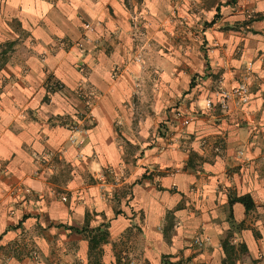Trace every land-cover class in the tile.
I'll return each instance as SVG.
<instances>
[{"label": "crops", "instance_id": "obj_1", "mask_svg": "<svg viewBox=\"0 0 264 264\" xmlns=\"http://www.w3.org/2000/svg\"><path fill=\"white\" fill-rule=\"evenodd\" d=\"M225 3L207 76L160 130L123 0H0V264H221L228 230L235 264H264V19L242 24L264 0ZM243 75L247 104L203 108Z\"/></svg>", "mask_w": 264, "mask_h": 264}, {"label": "rangeland", "instance_id": "obj_2", "mask_svg": "<svg viewBox=\"0 0 264 264\" xmlns=\"http://www.w3.org/2000/svg\"><path fill=\"white\" fill-rule=\"evenodd\" d=\"M223 1L231 5L236 2V0H123L124 7L130 14V32L134 43L132 47L134 55L130 60L142 64L141 72H147L143 82L138 85L140 87H137L141 92L138 94L147 95L153 90L155 98L159 97L161 100L164 98L165 102L170 104L164 107L167 116L159 121L160 130L170 122H175L182 111L180 105L182 98L208 74L206 57L221 44L212 34V28L219 27L222 31H228L226 25L210 23L216 7H219L220 20V5L224 4ZM254 14L250 13L244 21ZM116 70L117 68L115 72ZM245 76L243 75L241 79ZM191 80L194 85L190 88ZM206 99L203 102L204 109ZM131 102L135 106L137 99H132ZM190 106L187 104V108ZM200 106L201 104L195 108L191 107L200 111ZM148 109L149 107L145 105V110ZM78 125L82 127L80 123ZM127 170L130 173L129 169Z\"/></svg>", "mask_w": 264, "mask_h": 264}, {"label": "trees", "instance_id": "obj_3", "mask_svg": "<svg viewBox=\"0 0 264 264\" xmlns=\"http://www.w3.org/2000/svg\"><path fill=\"white\" fill-rule=\"evenodd\" d=\"M219 17V7H216V12L213 16V18L211 19V24L215 23L216 20ZM264 19V14H254L251 18H249L248 20L243 21V25H247L250 24V22H252L253 20H261ZM49 83L56 85V83L49 81ZM47 87H51L50 84H47ZM194 83L191 80L189 82V87H193ZM55 87V86H54ZM52 88V87H51ZM240 201L241 203H243L244 207L246 210L251 209L254 204L251 200V198L248 195H243L239 198H232L230 197V202H233L235 200ZM107 225H105L104 227H97L95 229L90 230L89 232V236H90V247L91 249L95 248L99 242H104L107 240L108 237V231H107ZM232 238V233L226 232L221 240V247L224 253V257L221 261V264H235V261L239 258V256H243L246 255L247 253V247L245 245V243H238V244H234L231 240ZM164 264H181L180 262H164Z\"/></svg>", "mask_w": 264, "mask_h": 264}, {"label": "built area", "instance_id": "obj_4", "mask_svg": "<svg viewBox=\"0 0 264 264\" xmlns=\"http://www.w3.org/2000/svg\"><path fill=\"white\" fill-rule=\"evenodd\" d=\"M60 89L61 85L56 84ZM249 102V86L247 79L244 78L237 82L235 86H233L227 92H224L220 99L215 101L214 99L207 98L205 100V109L211 110L215 106H219L223 111H229L230 109H235L242 107L243 105ZM188 121H185L187 123ZM83 128L78 124H71L70 126V134L68 136V141L70 144L75 145L76 147H80L83 143L82 135ZM80 155V154H79ZM195 244L202 245V241L199 238H195Z\"/></svg>", "mask_w": 264, "mask_h": 264}]
</instances>
